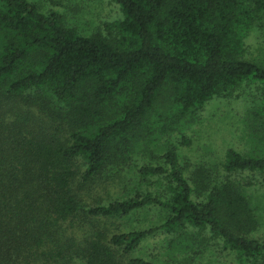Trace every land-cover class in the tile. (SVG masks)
I'll return each instance as SVG.
<instances>
[{
  "label": "trees",
  "instance_id": "trees-1",
  "mask_svg": "<svg viewBox=\"0 0 264 264\" xmlns=\"http://www.w3.org/2000/svg\"><path fill=\"white\" fill-rule=\"evenodd\" d=\"M109 1L120 17L84 33L0 0V264H157L140 254L160 235L174 260L213 243L264 264V57L247 48L264 50V0ZM254 85L251 149L184 168L205 108ZM146 213L159 225L128 228Z\"/></svg>",
  "mask_w": 264,
  "mask_h": 264
},
{
  "label": "rangeland",
  "instance_id": "rangeland-1",
  "mask_svg": "<svg viewBox=\"0 0 264 264\" xmlns=\"http://www.w3.org/2000/svg\"><path fill=\"white\" fill-rule=\"evenodd\" d=\"M42 2L47 4L48 10L65 12L70 26L84 33L100 31L105 24L120 17L119 7L109 0H42ZM247 48L251 58L264 57V50L260 49L257 37L249 38ZM261 93L262 91L254 85L240 90L232 98L218 99L210 103L200 115L199 122L185 133L189 144L180 146L179 149L182 166L188 170L205 163L219 167L228 149L248 152L252 145L248 129L243 123L248 104L253 98L258 99ZM181 141L180 139L179 142ZM251 190L254 196L262 201L264 207V187L258 186ZM159 218L161 217L158 213H146L134 218L135 221H132L128 228L155 227L159 225ZM263 235L264 229L259 231V236ZM220 250L221 248L212 243L203 254H191L187 260L183 258L184 256L174 260L166 250L165 236L160 235L144 242L140 256L157 264H234L231 257H227L225 252L222 254Z\"/></svg>",
  "mask_w": 264,
  "mask_h": 264
}]
</instances>
